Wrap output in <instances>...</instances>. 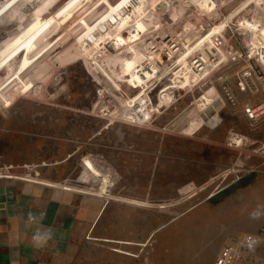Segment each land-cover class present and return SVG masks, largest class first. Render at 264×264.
Returning <instances> with one entry per match:
<instances>
[{"label":"rangeland","instance_id":"374dc122","mask_svg":"<svg viewBox=\"0 0 264 264\" xmlns=\"http://www.w3.org/2000/svg\"><path fill=\"white\" fill-rule=\"evenodd\" d=\"M260 42L264 0H0V173L90 210L73 264H213L264 227Z\"/></svg>","mask_w":264,"mask_h":264},{"label":"crops","instance_id":"0c3cea01","mask_svg":"<svg viewBox=\"0 0 264 264\" xmlns=\"http://www.w3.org/2000/svg\"><path fill=\"white\" fill-rule=\"evenodd\" d=\"M4 177L0 173V264H73L75 231L90 210L73 205L63 188ZM29 211L46 215L29 222ZM37 228L54 232L42 248L31 240Z\"/></svg>","mask_w":264,"mask_h":264},{"label":"built area","instance_id":"2783aa9c","mask_svg":"<svg viewBox=\"0 0 264 264\" xmlns=\"http://www.w3.org/2000/svg\"><path fill=\"white\" fill-rule=\"evenodd\" d=\"M260 45L251 48L245 45L238 54V58L245 61L247 64L242 71V77L245 80H251L257 78L264 83V69L256 70L258 57L261 56V47L263 50L264 43L260 42ZM260 47V51L258 50ZM264 61V60H260ZM216 81L221 84V90L224 94L225 101L231 104H237L238 99L233 93L231 87L228 84V79L225 74H219L216 76ZM243 114L249 124L254 125L264 119V98L260 100L249 101L242 106ZM238 139L242 140L240 137ZM239 141V140H238ZM247 234H252L257 238L259 244L254 252H250L246 247L241 246V242ZM213 264H264V227H261L256 232H245L243 234L231 237L218 251Z\"/></svg>","mask_w":264,"mask_h":264},{"label":"clouds","instance_id":"9594fccd","mask_svg":"<svg viewBox=\"0 0 264 264\" xmlns=\"http://www.w3.org/2000/svg\"><path fill=\"white\" fill-rule=\"evenodd\" d=\"M45 215L46 213L40 212L39 217H37L33 212L29 211L27 217L29 222L38 223ZM249 219L252 221L264 220V203L256 204L255 208L249 213ZM53 237L54 232L51 229L37 228L31 240L34 246L42 248L46 246ZM258 244L259 241L252 234H247L241 242V246L246 247L250 252H254Z\"/></svg>","mask_w":264,"mask_h":264},{"label":"water","instance_id":"95a60500","mask_svg":"<svg viewBox=\"0 0 264 264\" xmlns=\"http://www.w3.org/2000/svg\"><path fill=\"white\" fill-rule=\"evenodd\" d=\"M254 177V174H251L241 180H239V184H244L246 182H249V180H251ZM232 191V185L226 188H223L222 190H220L219 192H217L216 194H214L211 198L212 202H218L220 198L222 197H226L229 193H231Z\"/></svg>","mask_w":264,"mask_h":264},{"label":"flooded vegetation","instance_id":"af4514ba","mask_svg":"<svg viewBox=\"0 0 264 264\" xmlns=\"http://www.w3.org/2000/svg\"><path fill=\"white\" fill-rule=\"evenodd\" d=\"M238 185H239V184H237V185H233V186H232V190L235 189Z\"/></svg>","mask_w":264,"mask_h":264}]
</instances>
